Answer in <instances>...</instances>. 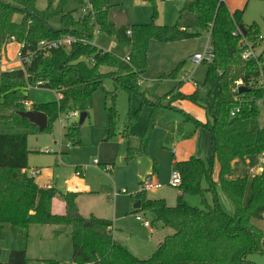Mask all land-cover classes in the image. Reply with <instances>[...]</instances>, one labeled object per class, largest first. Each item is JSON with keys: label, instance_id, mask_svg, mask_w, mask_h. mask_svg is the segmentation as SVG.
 <instances>
[{"label": "trees", "instance_id": "16d2710c", "mask_svg": "<svg viewBox=\"0 0 264 264\" xmlns=\"http://www.w3.org/2000/svg\"><path fill=\"white\" fill-rule=\"evenodd\" d=\"M38 1H0V61L3 48L12 42L21 45V53L25 56L32 54L31 63L22 65L19 70L0 68V229L6 224L23 229L32 225L69 228L74 264H255L249 260L250 256L264 251V232L253 224L254 220L264 219V166L262 172L253 177L252 197L247 205L244 196L248 179L234 178L232 174L234 161L264 155V128L258 133L249 131L250 123L259 112L255 104H251L264 95V90L258 87L261 71L264 73V53L259 58L260 67L257 61L242 59L241 47L242 39L254 48L264 40L258 24L245 25V11L231 13L225 0H185L173 26L158 25L154 21L117 26L114 9L122 7L112 0H49L45 10L38 9ZM70 1H78L80 8L67 12L65 9ZM259 1L264 3V0ZM84 8L87 12L82 14ZM16 15L21 16L20 22L14 21ZM55 17H60L59 29L50 23ZM96 30L100 35L114 36L129 50L130 60L100 49L94 43ZM235 32L237 36L233 35ZM205 34L212 36L215 58L204 62L207 74L204 82L197 86L205 88L207 94L205 98L200 97L199 88L191 95L177 93L171 104L173 100H188L203 108L205 123L190 115L187 118L196 128L211 134L212 156L207 160L191 157L176 161L175 168L181 173L182 184L175 206H169L164 199H149L143 192L134 196L136 201H141L136 213L148 211L154 221L173 230L149 259H139L114 238L112 221L95 216L84 218L79 214L77 193L62 192L55 187L42 188L34 176L22 173L29 169V135L43 132L21 113L28 111L26 103L30 88L55 91L59 96L57 101L30 106L47 115L48 126L44 132H49L52 123L62 114L69 113L72 106L89 113L94 94L102 89L109 118L105 141H110L124 134L117 132L116 100L117 86H120L130 96H139L142 106L151 109L141 146L129 148L125 160L129 162L147 155L162 111L173 108L164 102L179 88L177 86L165 96H157L156 92L162 82L175 79L184 64L180 63L171 73L155 76L152 90L155 99L152 100L141 91L140 85L148 67L150 42H181ZM65 37L75 40L69 48L47 51L39 48L43 41L54 42ZM103 68L111 71L103 73ZM108 77L114 79V91L104 87V79ZM240 80L248 91L234 93ZM237 108L240 113L232 116ZM139 113H128L130 125L137 121ZM125 132L129 134V128ZM65 135L73 146L82 145L78 122L69 125ZM191 136L186 135V139ZM216 164L219 165L217 182L214 180ZM217 186L232 202L234 215L223 210ZM208 193L213 196V204L207 202ZM188 194L199 195L205 207L189 205L185 200ZM54 198H61L66 203L65 215L52 213ZM0 264H27L26 251L12 250L6 262L2 261L0 252ZM47 264L60 263L47 261Z\"/></svg>", "mask_w": 264, "mask_h": 264}, {"label": "rangeland", "instance_id": "374dc122", "mask_svg": "<svg viewBox=\"0 0 264 264\" xmlns=\"http://www.w3.org/2000/svg\"><path fill=\"white\" fill-rule=\"evenodd\" d=\"M225 1L227 2L228 9L234 12L244 10L243 23L247 26L257 23L260 35L264 38V3L262 1ZM112 2L121 5L123 8V11H121L122 8L120 7L114 9L116 14L115 24L117 26L126 24H148L152 21L158 25L173 26L177 23L179 11L183 7L185 0H154L153 2L145 0H112ZM48 4L49 0H39L37 7L39 10H45ZM79 8L80 3L78 1H70L65 10L69 12ZM76 16H80V14H76ZM21 19L20 15H16L14 21L20 22ZM50 23L55 29L61 27L60 17L53 18ZM197 39L198 42L195 45L201 48L200 54L206 56V52H208L210 47V35L205 34L203 37ZM94 43L100 49L112 52L122 59L126 58L129 53L127 48L123 47L114 36L109 34L98 35L95 37ZM154 43L159 42L154 41ZM159 44H153L154 46L151 48L152 65L149 66V68L147 67L145 73V79L147 80L144 79L145 74L142 80L145 85L141 87V91L146 92L148 97L151 98H154L152 97L153 91L150 88L152 86L151 78L154 74L153 66L157 62V57L155 56L157 46L155 45L159 46ZM260 45L257 52L262 54L264 53V40ZM20 51L21 45L18 43L12 42L6 45L2 50L0 68L4 71L21 69L22 65L18 57ZM149 53L148 58L150 59ZM195 56L196 55H194V58ZM194 58L187 57L177 75V77H180V80H185L182 86V92L184 94H193L196 90L195 84H202L207 74V65L196 62ZM110 71L111 69L109 68L102 69L103 73H108ZM177 77L175 79H170L173 81H165L161 85L158 94L161 96L169 94L177 84L176 81H174ZM104 87L106 90L114 91L116 88L114 79L110 77L104 79ZM199 95L205 98L206 89L200 86ZM174 96L173 94L170 98L168 97L164 104L169 103L170 106L173 107L171 100ZM58 98V94L53 90L38 87H33L28 90V103L31 106L55 102ZM110 104L111 102L108 103V105ZM184 108L196 118H200L202 121L205 119V112L199 105L185 100ZM27 109L32 110V107ZM116 109L118 112L117 132L126 134L125 130L129 128L131 134L130 137L123 139V145L118 154H116L117 150H119L117 149L116 143L119 142L121 136L118 135L110 141H105L108 135L109 118L106 109L105 91L99 89L93 96V107L90 111L91 116L81 127L82 145H72L71 149L67 148L70 141L65 135L66 128L79 121V118L69 117V115L76 110V108L72 106L69 113L62 114L59 119L52 123L49 132L29 135L28 148L30 154L28 171L29 176H31L34 169L40 172L35 176L40 185H55L57 189L65 192L68 191L72 185H76V183L73 182L74 178L78 177L81 179V172L76 173V168L79 167L83 172L82 178L85 180L86 187L95 193L84 195L79 198L78 208L80 214L84 217H89L93 214L99 218L113 220L116 229L115 238L118 242L128 248L137 258L145 260L152 256L159 243L163 241L165 236L172 234L173 230L163 226L162 222L154 221L153 216L148 211L134 212L133 205L128 216L126 215L116 220L114 219V209L116 210V202L114 201H117V196L128 197L129 200L132 199L134 201V196L141 192L144 193L142 182L146 179H150V177H139L140 174L138 175L139 169H141L140 165L143 161H146L145 159L131 162L124 161L129 147H140L141 136L146 132L150 109L147 106H142L139 96L136 94L130 96L129 93L120 86H117ZM130 111H140L139 118L133 125H130L128 121V113ZM166 120L183 122L184 115L178 110L168 109L165 110L163 116V121ZM105 126H107V129L104 128ZM188 127H191V124H188ZM249 128L253 133H258L264 128V108L259 109L256 118L251 122ZM188 129L189 128H187V131H189ZM206 131L207 130L204 132ZM203 137L205 141L201 142V148L206 149V134H204ZM106 143L110 145H106V147H108L106 149V157L102 159L99 157L100 145ZM202 156L203 159L207 160L204 155ZM211 156L212 155H210V157ZM260 158L259 156H251L247 158L245 162L238 161L233 166V173L235 176L248 179V185L244 196L245 205L250 202L252 197L254 172L257 171L258 168L263 167ZM109 159L111 161H101ZM113 163H115V165H112ZM109 168H112V171H108ZM215 175L216 173L214 172V179ZM207 186V182H204V187ZM216 189L219 193L220 190L218 187H216ZM122 190L128 192L127 196L120 194ZM145 193L149 199H165L167 204L173 207L177 204L179 191L171 185H165L159 192L150 191ZM206 198L208 204H213L214 199L211 193H208ZM219 199L223 210L227 214H233L234 207L231 201L226 198L223 193L222 196L219 194ZM185 200L193 207H205L199 195L188 194L185 196ZM117 205L119 212H122L123 209H126V199L125 201L123 199H118ZM132 211L134 213H132ZM138 216L144 217L151 224L150 228L146 227L143 222L138 221ZM253 224L264 232V219L254 220ZM12 250H25L27 264H47V261H55L60 264H74L72 258L73 243L71 230L64 226L32 225L28 229H23L6 224L0 229V252L3 262L8 260L9 253ZM249 260L255 264H264V251L250 256Z\"/></svg>", "mask_w": 264, "mask_h": 264}, {"label": "crops", "instance_id": "0c3cea01", "mask_svg": "<svg viewBox=\"0 0 264 264\" xmlns=\"http://www.w3.org/2000/svg\"><path fill=\"white\" fill-rule=\"evenodd\" d=\"M226 4H227V2H226ZM230 12L233 13L234 11L230 10ZM197 40L198 39L186 40V41L174 42V43H166V44L154 43V41L150 42V47H149L150 48L149 49L150 59L148 58V68H149V66L152 65L151 48L154 46L153 44H159V46L155 45V46H157L156 50H155V52H156L155 56L157 57V62L153 66L154 67V71H153L154 74L152 75V78H151L152 86L150 87L152 90L154 88L153 87L155 84L154 81H156L155 76L157 74H159L160 72L161 73H168V72L170 73V71L171 72L174 71L180 63H185L187 57L188 58L189 57L194 58V55L200 54L201 48L197 47L195 45L198 42ZM209 43H210V46H212L213 39H212L211 35H210ZM124 59H126V58H124ZM145 77H146V74L144 75V79H145ZM145 80H147V79H145ZM165 81H167V80H165ZM170 81H173V80H170ZM174 81H176V83H177L175 85L174 89L177 87V85L179 88L175 91L174 95H176L177 93H183L182 92V86L184 85L185 80L184 79L180 80V77H177V79ZM164 82H162L160 84V87ZM140 84H141V87H143L145 85V83H143L142 81ZM160 87H159V89H160ZM195 87H196V90L199 88L197 86V83L195 84ZM159 89L156 92L157 96H161L158 94ZM206 94H207V92H206ZM185 95H189V94H185ZM162 96H164V95H162ZM151 99H155V98H151ZM172 103H173L174 108H170V110L174 109V110H178L180 113L182 112V114L184 115L183 122H174L172 120L163 121V116H164L165 110H168V109L163 110L161 113L160 119H159L160 125L157 126V128L154 130V132L151 136L149 148H148V154L139 156V157L135 158L134 160H131V161H137V160H142V159L146 160V161H143V163H141V165H140L141 169H139L138 175L140 174L139 177H146V176L150 177V179L153 182H158L162 185V187L160 189H158L154 192H159V190L163 189L165 187V185H170L169 183H170L171 173L174 169L176 170V168H175L176 161H185V160L190 159L191 157L203 158L202 155H204L208 159L210 157V155H212V153H211V151H212V146H211L212 145V136H211V134L206 131L209 134L208 135L206 132H204L205 130H203L202 128H196L195 124L192 123L187 118V115H190L193 118H195L196 120L205 123L206 122V114H205V119L202 121V120H200V118L199 119L196 118L195 116H193L190 112H188L184 108V101H182V100H177V101L175 100L174 101L173 100ZM150 114H151V109H150L149 117H150ZM90 116H91V114L89 112L88 118H90ZM87 119H86V121H87ZM148 121H149V119H148ZM85 122H84V124H85ZM84 124H82V125H84ZM188 124H191V127H188ZM82 125H81V127H82ZM249 127H250V125H249ZM104 128L107 129V126H105ZM187 128H189L188 129L189 131H187ZM108 130H109V124H108ZM249 131H250V128H249ZM250 132H252V131H250ZM191 134H192L191 138L186 139V135H191ZM204 134H206V136H207L206 149L201 148L202 147L201 142L205 141V138L203 137ZM130 136H131L130 132H129V134L126 132V134H123L121 136V138L119 139V142L116 143L117 149H119V150H117L116 154H118L121 146L123 145V139L128 138ZM210 138H211V140H210ZM106 145L109 146L110 144L106 143V144L100 145L99 157L102 159L104 157H106V149L108 148V147H106ZM129 148H131V147H129ZM135 149H137V148H135ZM127 152H128V150H127ZM259 157H261L260 159L262 160V164L264 166V155H260ZM125 158H126V156H125ZM247 158H249V157H247ZM246 159L244 160V162L246 161ZM101 161H111V160L109 159V160H101ZM124 161L127 162L125 159H124ZM238 161H242V160L234 161L233 166ZM105 163H109V162H105ZM112 165H115V163H113ZM262 170H263V167L258 168L257 171L254 172V175L260 174L262 172ZM34 171H37L38 174L40 173L37 169H34L32 171V173ZM79 172H81V175H80L81 179H79L78 177L74 178L73 182H75L76 185L74 184L68 189V192H74V193L78 194V197L76 199L77 208H78V200L81 196L95 194L94 192H92V190H90L89 188L86 187L85 180L82 178L83 172L79 167H77L76 173H79ZM214 172L216 173L214 180H215V182H217L218 176H219V165L218 164L215 165V171ZM22 173L29 175L28 170H23ZM32 173H31V176H32ZM232 176L234 178L241 177V176H235L234 173L232 174ZM35 179H36V183L42 188L55 187L57 189V187L55 185H51V184L50 185H40L37 182L36 177H35ZM217 187L221 191V193L219 191L218 195L220 194V196H222V193H223V195L226 197V195L222 191L221 187L220 186H217ZM120 194L127 196L128 192L126 194H124L123 190H122ZM117 197H118V199H123L124 201L126 199L127 205H126V209H123L122 212L121 211L119 212V210L117 208L118 199H117V201L116 200L114 201V202H116V210L114 209V214H115L114 219L117 220V219L123 218L126 215L128 216L129 212L132 209V205L134 206V212H135V210H138L137 208H135V205L138 201L134 200V201H136V202H134L132 199L129 200L128 197H126V198L121 197V196H117ZM78 212H79V208H78ZM134 212L132 211V213H134ZM234 212H235V210H234ZM52 213L54 215H58V216H63L66 214V203L61 198H54L53 199V201H52ZM79 214H80V212H79ZM229 215H234V213L233 214L229 213ZM91 216H95V215L91 214L89 217H84V216H82V217L90 218ZM95 217H97V216H95ZM97 218H99V217H97ZM100 219L110 220V219L101 218V217H100ZM110 221H112L113 225H114V221L113 220H110ZM150 226H151V224H150ZM150 226L148 228H150ZM114 228H115V225H114ZM114 238H115V233H114ZM161 243H162V241L159 243V245Z\"/></svg>", "mask_w": 264, "mask_h": 264}, {"label": "built area", "instance_id": "2783aa9c", "mask_svg": "<svg viewBox=\"0 0 264 264\" xmlns=\"http://www.w3.org/2000/svg\"><path fill=\"white\" fill-rule=\"evenodd\" d=\"M81 12H82V14H85L87 12V8L82 9ZM129 34H130V32H129ZM237 34L238 33L235 32L233 35L237 36ZM98 35H100V31L96 30L95 31V37ZM73 43H75V40L73 38L65 37V38L60 39L59 41H54V42L43 41L39 44V48L43 49L45 51L59 49L62 47L63 48L64 47L69 48L72 46ZM260 46L261 45L254 48L249 44V42H247L245 39H242V42H241V47L243 48L242 59L244 61H257L259 63V66L262 67V64L259 62V58H260L261 54H259L257 52V50L259 49ZM18 57H19L21 65H25V64L29 65L31 63V57H32L31 53H28L25 56L20 51L18 54ZM214 58H215L214 48H213V46H210L208 52L206 53V56L198 54L195 56L194 59L198 63H204V62H211ZM1 59H2V54H1ZM129 60H130V58H129V56H127L126 61H129ZM40 85H43V83H40ZM244 86L245 85H244L242 80L238 81L236 84V88L234 89V93H239V89L241 87H244ZM258 87L264 90V73H263V71H261V76L259 77V80H258ZM254 104H255V107L257 109L264 108V95L260 99L256 100L255 103H252L251 106H253ZM26 106L30 107L31 105L29 103H26ZM80 113H81L80 111L75 110L72 114L69 115V117H73V118L78 119V118H80ZM238 113H240V108H237L235 111H233L232 116H235V114H238ZM67 148L71 149L72 144L68 143ZM37 174H38V172L34 171L32 173V176H35ZM181 184H182L181 173L178 170H174L172 173V176H171L170 185L172 187L178 189L181 186ZM142 187H143V191L145 193V192H150V191H156V190L160 189L162 187V185L158 182H153L151 179H146L142 182ZM123 193L126 194L127 191L123 190ZM137 220L143 222L146 227L150 226V223L145 218H143L141 216H138Z\"/></svg>", "mask_w": 264, "mask_h": 264}, {"label": "water", "instance_id": "95a60500", "mask_svg": "<svg viewBox=\"0 0 264 264\" xmlns=\"http://www.w3.org/2000/svg\"><path fill=\"white\" fill-rule=\"evenodd\" d=\"M247 91H248V89L245 87H242L239 89L240 93H245ZM21 116L29 119L32 123L37 125L39 127L40 132H44L48 126V117L46 114H44L42 112L34 111V110H28L26 112H22ZM87 118H88V113L87 112H81L78 124L79 125L84 124V122L86 121ZM140 207H141V201H138L135 205V208L140 209Z\"/></svg>", "mask_w": 264, "mask_h": 264}]
</instances>
